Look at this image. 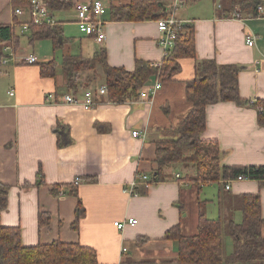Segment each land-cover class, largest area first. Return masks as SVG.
Returning <instances> with one entry per match:
<instances>
[{
  "label": "crops",
  "instance_id": "1",
  "mask_svg": "<svg viewBox=\"0 0 264 264\" xmlns=\"http://www.w3.org/2000/svg\"><path fill=\"white\" fill-rule=\"evenodd\" d=\"M130 1L111 0L105 5ZM160 1L167 11L173 3ZM188 3L191 6L184 8ZM181 5L185 12L178 13L177 8L175 15L181 25L193 26L197 55L180 59V71L161 81L162 88L151 102L138 95L133 101L113 103L99 95L94 108L65 103L64 95L84 97L88 87L98 89L106 84L101 64L72 77L64 59L59 63L49 57L28 64L22 59L27 55L25 49H16L14 60L0 66V181L10 187L8 208L1 221L20 227L24 245L79 242L96 249L97 264H181L178 242L166 233L178 224L187 235L197 233L201 201H206L208 215L204 190L208 184L199 189V184L189 180L192 168L181 165L166 169L165 179L150 180L158 169L157 141L172 139L173 130L192 108L186 95L187 81L195 78L198 60L237 64L241 66V97L252 103L264 99V12L253 15L240 10L241 18L226 17L239 9L232 0L227 4L183 0ZM14 8L12 0H0V24L14 25ZM72 11L75 15L69 22L76 29L79 45L77 39L64 36L68 20L56 17L63 29L59 42L65 47L64 58L89 59L105 48L112 67L134 70L137 59L153 65L162 62L157 20L115 21L108 13L104 16L106 39L98 43L86 35L84 25L77 23L75 8ZM248 35L255 37L253 46L247 43ZM84 39H92V50L84 46ZM6 46L0 43V51ZM52 60L55 74L43 75L41 64ZM157 79L152 77L144 87ZM12 89L14 95L9 93ZM133 130L141 135L132 136ZM202 137L218 143L222 165H264V127L258 123L255 106L233 101L209 105ZM61 141L68 142L60 145ZM141 173L148 174L150 184L146 187L139 181L137 193L132 194L131 183ZM77 177L82 183L74 186ZM218 185V217L221 206L224 217L231 215L241 221L238 202L244 193L261 195L264 217V181H236L231 189ZM61 190L68 193L59 194ZM79 200L86 214L75 229L72 225ZM41 213L49 214V225L40 226ZM125 219H136L137 223L119 230L114 222ZM124 247L127 250L122 252Z\"/></svg>",
  "mask_w": 264,
  "mask_h": 264
},
{
  "label": "trees",
  "instance_id": "2",
  "mask_svg": "<svg viewBox=\"0 0 264 264\" xmlns=\"http://www.w3.org/2000/svg\"><path fill=\"white\" fill-rule=\"evenodd\" d=\"M31 0H12L14 7L29 6ZM54 15L61 11L73 10L79 0H47ZM193 2L197 0H192ZM235 7L245 13L258 15V6L263 0H232ZM235 12V11H234ZM108 13L115 21H147L168 17L160 0H131L127 4H110ZM232 13H227L226 17ZM14 25L0 24V43L12 46L14 51L20 46V34ZM63 29L55 26H32L29 43L33 45L42 39H52L55 48L60 46L59 39ZM1 52V51H0ZM195 32L191 24L178 26L174 47L169 51L160 66L137 59L134 70L124 67H112L106 56V49L101 48L93 58L81 59L66 55L64 64L73 77L80 71L91 70L97 64L104 68L105 82L108 87L106 98L113 103L133 101L138 98L139 90L152 78L158 76L161 81L172 79L181 69L180 59L196 58ZM56 63L54 60L41 64L43 75L53 76ZM241 66L237 64H219L215 59L198 60L196 76L186 83V95L192 102V108L173 130V138L156 143V161L158 169L153 173L151 183L165 179L166 169L181 165L194 166L195 177L190 182L202 185L222 183L226 179L244 174L249 179L264 181V165L226 166L221 164V150L215 140L202 137L207 126V109L211 104L233 101L238 105L255 106L258 109V123L264 127V99L255 103L241 97L238 75ZM72 79V78H71ZM69 140V139H68ZM68 141H61L60 145ZM76 186V185H74ZM145 188V186H143ZM146 189V188H145ZM68 193V190H64ZM72 191V189H71ZM70 191V192H71ZM73 192V191H72ZM141 192V190H140ZM10 187L0 181V264H97L98 253L90 246L79 242L55 240L51 243H39L26 246L22 243L19 226L2 224L1 214L8 208ZM241 221L233 216L210 218L206 213V201H201L198 213V230L193 235L183 232L180 224L166 233L167 238L175 239L179 245V263L181 264H228L249 263L264 264V217L259 193H244L238 202ZM86 214V208L79 200L73 227L80 225ZM50 223L48 213H41L40 226ZM225 226V228H224ZM234 241L233 251L225 255V234Z\"/></svg>",
  "mask_w": 264,
  "mask_h": 264
},
{
  "label": "built area",
  "instance_id": "3",
  "mask_svg": "<svg viewBox=\"0 0 264 264\" xmlns=\"http://www.w3.org/2000/svg\"><path fill=\"white\" fill-rule=\"evenodd\" d=\"M183 2V0H173V3L168 11L171 14L168 17L160 18L157 20L158 29L161 33L159 42L163 49V57L167 56L169 51L174 47L175 40L177 38L178 26L180 25V21L175 15V12L178 6ZM220 7V6H219ZM109 7L105 5L102 0H79L75 4V11L77 16V23L84 25L86 35L93 37L96 42L102 43L106 39L105 32V20L104 16L108 14ZM259 13L264 12V6L259 5L257 8ZM15 21L14 26L19 27L22 33L30 32L32 26H42V25H50L55 26L60 24L57 20L56 16L52 12V10L48 6L47 0H31L29 6H17L13 10ZM242 13L240 9L233 12L229 17L233 18H241ZM247 43L250 46L255 44V37L248 35ZM10 51V52H8ZM13 51V52H12ZM14 49L12 46L8 45L3 48L2 52H0V66H5L9 64L12 60H14ZM28 64H36L38 62V56L34 53H29L25 55L23 58ZM160 64L156 66H160ZM162 88V82L158 78L153 85L142 87L139 90V98L141 100H145L151 102L157 92ZM11 95H14V90H10ZM108 94L107 84L101 85L98 89H87L84 97H79L75 94H67L63 96V101L68 104H75L83 106L84 108H94L97 103V96L103 95L106 96ZM49 97L51 99H56L54 94H50ZM141 133L139 130H133L132 136L138 137ZM177 176H180L179 174ZM249 179L244 174L238 175L236 178L226 179L225 188L231 189L232 185L236 181H244ZM140 182H144L146 187L150 184L148 174L141 173L136 177L131 183L129 188L132 194H136V186ZM82 183V178L77 177L73 184L80 185ZM59 194H66L64 190L59 191ZM136 219H125V220H117L114 222V225L119 230H124L128 224H136ZM127 248H122V252L126 251Z\"/></svg>",
  "mask_w": 264,
  "mask_h": 264
},
{
  "label": "rangeland",
  "instance_id": "4",
  "mask_svg": "<svg viewBox=\"0 0 264 264\" xmlns=\"http://www.w3.org/2000/svg\"><path fill=\"white\" fill-rule=\"evenodd\" d=\"M104 3L106 5H109V3L111 2V0H103ZM211 4L213 2V0H210ZM221 4H227L230 0H220ZM264 1V0H263ZM191 6V4H187L184 8ZM178 13L181 12H185L182 5L180 4L178 6ZM74 11L72 10H68L66 11H61L56 13V17L59 18L61 20H68L66 24H64V36L68 39H77V44H80V40H79V36L76 32V29L74 27V25H72V22H69L73 19L74 16ZM179 15V14H178ZM15 29L17 30V33L20 34V40H21V44L20 46L17 48L18 51H21L22 49H25V51L27 52V54L29 53H34L39 57V61H44L45 59L51 57L52 59H56V61H58L59 63L62 62V60L64 59V49L65 47H58L55 48L54 42L52 39L46 38V39H42L40 41L35 42L33 45H31L29 43V37H30V32H26V33H20L19 31V27H15ZM94 42V41H93ZM83 44L84 46L86 45L87 49H93V45H92V39H84L83 40ZM92 87H88V89H90ZM194 166H192V173L191 176L193 178L195 177V169L193 168ZM191 168V167H189ZM206 185V184H205ZM201 187H204V185H202ZM218 188L219 185L218 183H212V184H208L207 186L204 187L205 193L208 197L209 203H208V216L210 218H217L218 217V213H219V206H218ZM238 221V220H237ZM225 228V226H224ZM234 249V241L233 238L229 235V234H225V255H228L230 252H232Z\"/></svg>",
  "mask_w": 264,
  "mask_h": 264
}]
</instances>
